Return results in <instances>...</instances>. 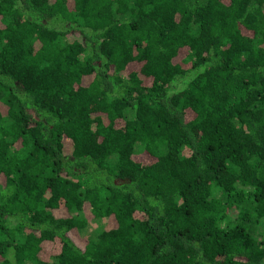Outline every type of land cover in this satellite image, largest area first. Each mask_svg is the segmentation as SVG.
<instances>
[{"label": "trees", "instance_id": "trees-1", "mask_svg": "<svg viewBox=\"0 0 264 264\" xmlns=\"http://www.w3.org/2000/svg\"><path fill=\"white\" fill-rule=\"evenodd\" d=\"M0 264H264V0H0Z\"/></svg>", "mask_w": 264, "mask_h": 264}, {"label": "rangeland", "instance_id": "rangeland-1", "mask_svg": "<svg viewBox=\"0 0 264 264\" xmlns=\"http://www.w3.org/2000/svg\"><path fill=\"white\" fill-rule=\"evenodd\" d=\"M60 217H64V216H67V213L65 211H62L60 214H59ZM105 224H107V220L104 221Z\"/></svg>", "mask_w": 264, "mask_h": 264}]
</instances>
